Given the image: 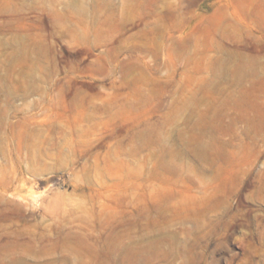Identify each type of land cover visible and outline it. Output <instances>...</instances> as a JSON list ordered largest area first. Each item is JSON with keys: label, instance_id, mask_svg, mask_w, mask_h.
<instances>
[{"label": "rangeland", "instance_id": "obj_1", "mask_svg": "<svg viewBox=\"0 0 264 264\" xmlns=\"http://www.w3.org/2000/svg\"><path fill=\"white\" fill-rule=\"evenodd\" d=\"M0 264H264V0H0Z\"/></svg>", "mask_w": 264, "mask_h": 264}]
</instances>
